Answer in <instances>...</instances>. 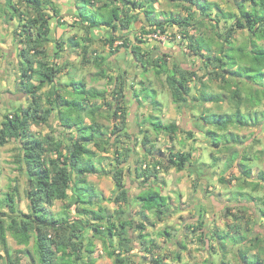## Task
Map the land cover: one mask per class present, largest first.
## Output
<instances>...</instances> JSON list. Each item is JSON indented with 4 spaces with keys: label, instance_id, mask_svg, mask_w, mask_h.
Wrapping results in <instances>:
<instances>
[{
    "label": "rangeland",
    "instance_id": "1",
    "mask_svg": "<svg viewBox=\"0 0 264 264\" xmlns=\"http://www.w3.org/2000/svg\"><path fill=\"white\" fill-rule=\"evenodd\" d=\"M43 1L44 8L51 14L49 19V59L59 62L60 66L62 64L63 70L69 68L71 70L69 75L75 76V78H68L69 76L65 75L57 79L58 83L65 79L64 83H70V87H60L56 83L57 81L53 84L47 83L41 90L43 100L51 95V92L56 88L64 89L61 94L67 96L69 101H66L68 104L66 103L63 114L66 113L64 117L68 119L72 117V114L74 115L73 111L67 109L70 107V102L74 100L79 104L83 95L79 91L81 87L71 82L80 81V83L86 84L87 88L90 86L98 92H107L109 95L100 94L93 99L90 107H93V103H97L99 109L94 118L87 113L84 122L91 124L95 120L101 125L99 131L96 132V137L115 143L109 147L108 153L97 151V156L93 158L99 171L89 174L87 179L98 193L94 198V203L72 205L76 194L72 184L68 191L69 197L64 200L58 199L54 205L49 207L54 217H63L62 215L65 214V216L68 215L85 224L87 217L81 211L83 206L94 210L102 208L105 210L104 214L115 213L114 221L120 226L121 222L126 220V214L119 217L117 211L124 210L126 213L128 211L126 203L118 206L113 202L117 190L113 170L116 168L118 159L125 160V157L117 154V151L124 152V148L132 146L131 159L125 161L124 164L127 166L125 167L127 170L132 171L131 163L137 160L142 167L146 166L145 162L148 163V166L153 167L157 161L155 155L161 158L163 163L155 169L158 179L152 178L150 181L143 182L142 179L137 178L136 174L124 179L125 186L131 193L130 207H128L130 209L127 214L132 215L135 222L139 221L143 208L138 196L150 188L158 189L166 195L170 201V208L167 209L162 219L157 217L155 209L147 211L152 223L148 224L146 228L145 241L140 237L139 230L137 231L136 228L131 230L129 226H126L125 229L130 230L135 247L130 253H123L122 256L130 258L134 264H153L151 258L157 255H160L166 264H255L257 256L253 255L245 260L243 254H245L246 243L242 242L243 238L234 235L235 233L241 234V236L256 234L261 237V234L264 233V217L259 211V208L264 207V179L260 178V175L264 173V75L260 70V65L256 61L253 62L252 59L254 54L252 46L249 44L252 32L240 28L232 31L236 32L234 33L237 43L243 42L241 49L234 50L230 55L236 61L235 67H233L236 74L231 71L232 68L218 67L219 65L214 60V57L225 54L221 48L225 45L223 39L226 36L222 35L221 37L220 34L227 31L229 21L225 20L226 16L221 15V10L234 13L236 18H239L241 14L236 5H231L228 0H211L217 5L213 10L207 11V15L204 16L200 11L190 8L191 0H179L175 5L172 0H155L154 8L157 10L156 17L158 19H165L169 13L173 12L172 14L178 15L182 20L186 17L192 18V22L204 19L205 24L199 26L198 29L191 28L187 33L183 32L185 29L179 24H168L166 33H161L157 31V26H149L147 17L141 13L139 14L140 21L134 23L130 29L134 35V44L126 43L127 48L121 49L127 52L116 54L103 37L93 40L88 53L85 54L81 51V47L73 46L70 40L74 39L78 43H83V38L87 35L90 36L89 26L82 23L83 21L74 20L71 13H75V11L72 9H66L67 7L62 9L60 7L62 0ZM144 1L147 4L150 2V0ZM54 2L61 8L59 14H63L64 21L54 15ZM98 2L102 3L103 0H98ZM247 5V8H250V4ZM79 6H85V9L91 11L93 8L92 5H88L82 0H80ZM137 6L132 7L134 13L138 12ZM16 7L18 11L14 13ZM139 11L141 10L139 9ZM89 13L91 16L93 14L97 20L107 18L109 15L103 12ZM34 16H36V12L27 3L19 0H0V128L5 114L19 106L30 105L29 94L26 87L21 84L22 58L20 51L26 42L25 35L21 33L22 25L27 24L28 18ZM62 22H68L70 26H63ZM62 28H64V32ZM28 30L33 37L37 36L36 28L28 27ZM108 31L111 32V30ZM201 33L204 35L200 37L198 43L201 46H206L207 42H211L212 44L208 45L211 46L209 51L205 48H202L201 51H193L189 45ZM257 40L264 46V39ZM130 44H133L132 47H138L135 49L137 55L145 54L144 60L146 61L162 56L165 47L171 48L172 56L167 58L169 69H172L173 64L177 61L184 67L195 70L198 77L189 83L191 92L188 100L177 103L173 99L167 82V72L157 74L151 64H147L145 70L141 66L142 62L139 61L140 70L137 74L136 65H133V61L128 59L127 69L130 71L131 66L134 69L127 72L128 79L132 83L134 81L138 83L134 89L133 84L129 83V88L141 99L136 107L139 111L138 121L141 122V127L129 128L135 139L132 140V138L124 136L116 140L117 136L112 135V128L115 124L112 117L113 111L107 104L108 97L113 98L112 85L109 84V81L105 84L104 79L101 81L103 83L92 81L89 84L91 76L88 77V75L93 72L102 73V71L114 73L111 57L114 53V56L119 59H127L129 55L134 57V53L127 50ZM208 56H211L213 61L207 67L205 63ZM101 58H106L107 61L102 63ZM215 70L218 71L217 75ZM132 73L136 74L134 78L130 77ZM238 77H240V83H238ZM237 85L241 89L240 97L243 98L240 105L243 122L239 121L240 117H233V120L228 122L230 123L228 129L224 131L219 129L222 128L220 124L219 126L216 124L227 122L229 117L220 118L217 121L215 115L236 112L237 101L232 98V91L236 89ZM143 88L145 89L143 90ZM204 90L214 96H221L222 101L219 99L205 101L201 96ZM54 93L56 94V91ZM259 95L261 101L256 104ZM127 105L129 109L131 105L129 103ZM74 111L78 116V112H76L78 110ZM152 115L157 116L158 120L164 123L178 121L183 128L174 133L173 138L168 132L158 133L154 128L149 127L148 122H145ZM131 120L130 115L129 124ZM208 121L212 123L210 124ZM215 121L217 122L215 123ZM144 130H148L153 145L147 144L146 147L142 145L145 138ZM191 130L192 134L189 133ZM138 132L142 134L138 135ZM31 133L40 139H44L47 134L52 133L55 139L62 143V149L67 155L70 154L69 141L78 134L71 128L63 129L58 115L57 117L54 115L50 123L33 124ZM89 146L95 148L93 143H90ZM116 148L117 151H115ZM147 148H150L149 153ZM18 151L16 141L0 145V199H3L5 194L12 191L15 186H18L19 189L14 194L15 206L17 205L16 207L20 211L29 213V199L25 193L27 177L16 160ZM171 151L191 154L190 161L184 170H177L173 166L166 168L165 160ZM52 155L56 156L55 153ZM245 165H252L249 176L244 174L247 167ZM222 177H225V181H221ZM257 183V189H254ZM83 198L88 199L87 195ZM196 207L198 211L195 210ZM1 213H3L2 217L6 219V224H10L11 218H8L10 210L2 205ZM199 214H203V216L200 217ZM90 216L92 217V214ZM199 220H204L203 227H200L196 232L193 228H189V226L198 224ZM94 222L92 221V224ZM228 224H238L239 231L235 232ZM102 225L107 227L108 223ZM248 227H251V230H248ZM216 229L218 233L215 232ZM165 230L168 231V234L164 233ZM203 230L207 234L208 241L203 240L206 237L202 236ZM247 230L248 233H246ZM227 233L228 239L222 243V239L218 236ZM105 235L111 238L110 235ZM93 240L94 251L89 257L83 259V264H115L114 258L108 255V251L116 246L118 237L113 239V246H106L99 236H95ZM7 242L6 249L0 244V264H9L14 258L19 259L17 264H39L34 236L28 245H22L8 231ZM147 244L151 248L149 251L144 247ZM182 244H185V249L182 248ZM177 251H182L181 261L175 257ZM252 252L257 251L254 250L250 253ZM261 257L262 264H264V256Z\"/></svg>",
    "mask_w": 264,
    "mask_h": 264
},
{
    "label": "trees",
    "instance_id": "2",
    "mask_svg": "<svg viewBox=\"0 0 264 264\" xmlns=\"http://www.w3.org/2000/svg\"><path fill=\"white\" fill-rule=\"evenodd\" d=\"M20 2L27 3L31 5L36 16L30 17L27 20V24L22 25L21 33L25 35L26 42L23 48L20 51L21 55V84L26 87V91L29 94L30 105L27 107L19 106L15 110L8 112L4 115V118L1 123L0 128V145L3 146L11 141H16L18 143V153H17V162L20 165V169L24 172L26 178V189L25 193L29 199V213H24L20 211L15 206V192L18 191V186H15L12 191L5 194L3 199H0V244L3 248L8 247L7 242V232H11L13 237L17 240L19 244L28 245L31 238L34 236L36 251L38 253V262L39 264H83V259L89 257L90 254L94 251V240L95 236H99L103 239V242L107 246H113V239L118 237L116 246L108 251V255L111 258H114L115 264H134V262L125 256H122L123 253H130L135 245L133 244V237L130 234V230H126V226H129L132 230L136 228L139 230L140 237L146 240L147 234L145 233L148 224H151L150 216L147 211L153 209L156 210V215L159 219H162V216L166 214L168 208H170V201L168 197L164 195L158 189H147L138 196L140 199L141 206L143 211L141 213V218L139 221L135 222V219L132 215H128L124 210H118L117 214L119 217H123L126 214V220L121 222L120 226L114 221V214L108 213L104 214L102 208L94 210L93 208H87L83 206L81 211L86 215L87 220L84 223L70 218L68 215L63 217L56 218L50 211L49 207L54 205V202L58 199L64 200L69 197V189L73 184L76 194L74 195V203L77 204H93L94 198L97 196V191L92 184L88 182L89 174L97 173L99 170L94 163V157L97 156V151L103 153L109 152V147L113 146L111 140H104L103 138L96 137V132L99 131L101 125L95 120L91 124H86L84 122V117L88 113L92 118L98 111V104L93 103V107L89 109L86 108L87 104L93 101L94 98H97L100 94L109 95L107 92H98L94 88H87L86 84L80 83V81L71 82L81 87L79 90L83 95L79 104L74 100L70 102V107L67 108L70 111L75 112L78 110V116L73 115L70 118H65L63 114L66 108V101H69L67 96H63L62 88H56V94L54 91L51 92L45 100H43L41 90L47 83H54L57 74L61 71V66L59 62L55 60H50V50H49V19L51 14L47 9L44 8L43 0H19ZM88 5H92V11L85 9V6H79L80 0H76L77 3V20L78 22L83 21L82 23L89 26V29L92 27H107L111 30V36L105 37L106 41L113 47L116 37H119L116 34L118 31L129 30L134 23L140 21L139 14L143 13L146 19L149 22V26H157V31L161 33H166L168 24H179L185 30L183 32L187 33L191 28L198 29L199 26L205 24L204 19H198L196 22H192V18L186 17L185 19H180L178 15L169 13L167 18L158 19L156 17L157 10L154 8L155 0H150V2H145L144 0H103L102 3H99L98 0H82ZM173 4H177L179 0H172ZM231 5H236V8L239 9L241 14L239 18H236L234 13L221 10V15L226 16L225 20L229 21V24L226 28V32L222 35H225V45L222 46V50L225 51L224 56L214 57L215 62L222 69H231L235 73L234 68L236 61L232 59L234 50L241 49L242 43H237L236 39V29H244L252 32V36L249 39V44L252 46L253 52V62L256 61L260 65V70L264 75V46L260 44L257 39H264V0H228ZM96 2V3H95ZM190 8L192 10L200 11L201 15H207V11L213 10L217 5L216 2L208 0H191ZM247 4H250V8H247ZM138 5V6H137ZM137 6L138 12L134 13L133 8ZM196 8H195V7ZM189 8V9H190ZM139 9L141 11H139ZM54 15L57 16L60 20L61 8L57 6L54 2L53 6ZM18 11V8H15L14 13ZM108 13L107 18L97 20L90 15V13ZM12 15H14L12 13ZM90 15V17H88ZM90 20V21H88ZM156 22V23H154ZM64 24V22H62ZM148 25V24H147ZM28 27L36 28L37 36L33 37L32 33L28 30ZM235 30L234 32H232ZM202 31V30H201ZM21 34V35H22ZM118 35V36H117ZM204 34L201 33L195 40H192L189 44L192 47L193 51H201L202 48H205L209 51L211 46H208L210 43H206V46H201L198 43V40ZM120 38V37H119ZM122 38V37H121ZM232 38V40H231ZM83 43H78L74 39H71V44L73 46L81 47V51L85 54L88 53L90 43L92 42L90 36L83 38ZM139 40V38H137ZM212 40V39H211ZM142 42V40H139ZM80 42V41H79ZM126 43L129 45V40L123 41L121 44H118L115 47V51H119L120 48L126 46ZM82 44V45H81ZM138 47H132V52L134 53V58L137 61L142 62L141 66L146 70L147 64H151L155 69L157 74L162 72H167V82L172 91V96L175 102H185L188 100V97L191 92L190 81L196 79L197 72L195 70L186 68L183 64L178 63L177 61L173 64L172 69H169L167 58L171 55L167 51L162 52V56L158 58H150L149 60H144V53L137 55ZM114 51V52H115ZM102 63L105 62L106 58H101ZM207 62L205 66L208 67L209 63H212L213 59L211 56L206 57ZM101 63V62H97ZM217 67V68H218ZM227 67V68H226ZM216 71V75L218 71ZM236 74V73H235ZM114 81V88L112 96L116 99L115 104L112 102H107L112 108V117L115 120V124L112 128V135L117 136V139H120L124 136L131 138V134L126 130L128 124V111L127 104L125 100V81L124 78L118 75L116 78H112ZM240 83V77H238ZM264 80V79H263ZM71 84H67V87H70ZM145 88H143L144 90ZM70 91V90H66ZM72 93V92H71ZM232 98L237 101V110L235 113H220L215 115L216 120L220 118L229 117L228 121L225 123L216 124L221 125L222 129L226 131L228 126L233 120V117H240L239 121L241 123L242 115L240 105L242 104V97H240L241 89L236 87L232 91ZM72 96V95H71ZM205 101H215L221 100V96H214L209 94L204 90L201 94ZM245 99V98H244ZM249 99V98H248ZM259 99L256 101L260 102ZM75 102V103H74ZM68 104V103H67ZM89 104V105H90ZM58 115V120H60V125L63 129L71 128L74 131L76 130L77 136L69 141V151L70 154L67 155L62 149V143L58 142L55 139V136L47 134L44 139L35 137L31 133V126L33 124H42L50 123L53 119V116ZM76 116V118H75ZM75 119H74V118ZM74 120V121H72ZM207 120V119H206ZM217 120V121H218ZM117 121V122H116ZM215 121V123L217 122ZM145 122H148L158 133L159 132H168L171 134V137H174V133L179 130H182V126L176 121H171L169 123H164L158 120L157 116H149ZM208 123H212L209 122ZM73 126H76L75 128ZM145 138L143 140V146L146 147L147 144L153 145L148 130H144ZM192 134V130L189 131ZM236 136H238L236 134ZM239 137V136H238ZM90 143H93L95 148L89 146ZM215 144H219L214 142ZM117 151V148L116 150ZM150 148H147L149 153ZM55 153L56 156L52 154ZM233 153V151H232ZM117 154L125 157V160L117 161L116 168L113 170V178L115 180L117 190L113 202L116 205H121L126 203L130 205V195L129 189L125 186V161L131 159L132 156V146H127L124 148V152L117 151ZM157 161L154 163L153 167L148 166V163L145 162L146 166L142 167L140 162L133 161V169L137 178L142 181H150L152 178L158 179V176L155 173V169L163 163L162 159L158 156ZM191 154L189 152L182 151H171L169 157L165 160L167 162V167H176L177 170H184L187 163L190 161ZM124 161V162H123ZM139 163V165H138ZM141 165V166H140ZM244 165V164H242ZM247 166L244 170V174L249 176L251 173L252 165ZM260 178L264 179V173L260 175ZM221 181H225V177L221 178ZM258 183L255 184L254 189H257ZM87 195L88 199H84ZM17 203V202H16ZM2 205L10 210V224H6V219H4L3 213H1ZM80 211V210H79ZM229 211V208H228ZM259 211L264 217V207L259 208ZM92 214V217L90 216ZM200 217L203 214H199ZM5 216V214H4ZM7 216V215H6ZM92 221H95L92 224ZM108 223V226L105 227L102 224ZM204 220H199L198 224L189 226L193 228L196 232L200 227H203ZM228 226L234 229L235 232H238L240 229L238 224H233ZM248 230H251V227H248ZM248 230L246 233H248ZM106 231V233H105ZM218 233L217 229L215 230ZM91 233V234H90ZM108 234L111 236L105 235ZM165 234H168V231L165 230ZM202 236H206L203 240L208 241L207 234L203 230ZM218 235V234H217ZM235 237L243 238L242 242L246 243L245 254H243L244 259L247 260L250 256H257L255 264H262V257L264 256V234L256 235L250 237L249 235L241 236V234H234ZM222 239V243L228 239V233L219 235ZM234 237V238H235ZM249 244V246H247ZM146 250L151 248L147 245L144 246ZM182 248L185 249V244H182ZM256 250L257 252H252ZM177 260L181 261L182 251H177L175 253ZM1 259V255H0ZM151 262L153 264H166L161 258L160 255L152 256ZM19 259L14 258L9 264H17ZM249 263V262H248Z\"/></svg>",
    "mask_w": 264,
    "mask_h": 264
},
{
    "label": "crops",
    "instance_id": "3",
    "mask_svg": "<svg viewBox=\"0 0 264 264\" xmlns=\"http://www.w3.org/2000/svg\"><path fill=\"white\" fill-rule=\"evenodd\" d=\"M60 7L62 8V9H64V8H66V9H69L70 8V10L72 9V11H75V13H71V15L74 17V20H77V3H76V0H62V2H61V4H60ZM64 7V8H63ZM143 14V13H142ZM60 17H61V20L62 21H64V17H63V14H61L60 15ZM72 25V24H71ZM63 26H70L69 25V23L68 22H65L64 24H63ZM133 26V25H132ZM131 26V27H132ZM131 29V28H130ZM130 29L129 30H124V31H118L116 34H118L119 35V37H116V41H114V46L112 47V51H115V47L118 45V44H121L123 41H125V40H129V42L130 43H133L134 44V35L131 33V31H130ZM108 30H110L109 28H107V27H92L91 29H90V37H91V40H92V42H93V40H99V38L101 39V38H103V37H110L111 36V33L112 32H110V31H108ZM62 31L64 32V28H62ZM117 35V36H118ZM122 37V38H121ZM96 38V39H95ZM133 44H130V47H129V49H127L128 51H132V45ZM123 48V47H122ZM122 48H120L119 49V51H115L116 52V54H118V53H123V52H127L126 50H121ZM124 48H127V46H124ZM131 48V49H130ZM171 48H164V51H167L171 56H172V53H171V50H170ZM115 54V53H114ZM114 54H113V56H114ZM112 56V57H113ZM111 57V63L113 64V66H114V73L112 72V71H110L109 73H106V71H102V73H100V72H93V73H90L89 75H88V77L89 76H91V78H89V81H88V83L89 84H91V82L92 81H97V82H101L102 81V79H104V83L106 84L107 83V81H109V84H111L112 85V90L111 91H113V88H114V81H113V79L112 78H116L118 75L121 77V79H123L124 78V81H125V100H126V104L127 103H129L130 105H131V107L128 109L127 108V111H128V116H130L131 115V122H130V124H131V127H129V122H128V124H127V131L131 134V138H132V140L133 139H135V136H134V134H132L130 131H131V129H129V128H134V127H136V128H139V126L141 127V122L140 121H138V118H139V111L137 110V106H138V104L140 103V101H141V99L137 96V94L135 93V92H133L130 88H129V83H131V84H133V89L134 88H136V86H137V84L138 83H136L135 81L132 83V81H129V79H128V76H127V72H131V71H133L134 69H133V66H131V68H130V71L127 69L128 68V59H131V61H133V65H136V67H137V74L139 73V70H140V65H139V61H137L134 57H133V55H129V56H127V59H119L117 56H114V58H112ZM108 59V58H107ZM105 61H107V60H105ZM131 63V62H130ZM132 64V63H131ZM130 64V65H131ZM128 70V71H127ZM70 72H71V70L68 68V69H65V70H63L62 68H61V71L57 74V78H56V80H55V82L60 86V87H65V86H67V84H69V83H64V81H66L65 79L63 80V81H60V83H58V80L57 79H59L60 78V76L61 77H63V76H69L68 78H75V76H73V75H69L70 74ZM61 74V75H60ZM136 76V74L135 73H132V74H130V77L131 78H134ZM78 78V77H77ZM54 82V83H55ZM97 82H95V83H97ZM95 83H93V84H95ZM101 83H103V82H101ZM53 84V83H52ZM89 87L90 86H88V89H89ZM91 88V87H90ZM130 89V90H129ZM107 101H112L114 104H115V101H116V99L113 97V98H109L108 97V99H107ZM139 102V103H138ZM90 103H88V106H86V108L87 109H89L90 108V105H89ZM136 105V106H135ZM128 106V105H127ZM103 109H106V108H103ZM74 115H75V112H74ZM133 117V118H132ZM177 123L178 124H180L178 121H177ZM149 127H152V126H149ZM153 128V127H152ZM149 133V132H148ZM142 133H140V132H138V135H141ZM144 134V136H145V133H143ZM133 163V162H132ZM132 163H131V165H132ZM201 165V164H200ZM125 167H127V166H125ZM132 167H133V165H132ZM133 174H135V172H134V169L132 170V171H130V170H127L126 168H125V179L126 178H128L130 175L132 176ZM129 195H130V198H131V193H129ZM128 207H130V205H127V211L129 212V209L130 208H128ZM127 212V213H128ZM129 214V213H128Z\"/></svg>",
    "mask_w": 264,
    "mask_h": 264
},
{
    "label": "flooded vegetation",
    "instance_id": "4",
    "mask_svg": "<svg viewBox=\"0 0 264 264\" xmlns=\"http://www.w3.org/2000/svg\"><path fill=\"white\" fill-rule=\"evenodd\" d=\"M195 210L198 211V208L196 207ZM263 234H264V233H263ZM253 236H256V234H255V235H251L250 237H253Z\"/></svg>",
    "mask_w": 264,
    "mask_h": 264
},
{
    "label": "built area",
    "instance_id": "5",
    "mask_svg": "<svg viewBox=\"0 0 264 264\" xmlns=\"http://www.w3.org/2000/svg\"><path fill=\"white\" fill-rule=\"evenodd\" d=\"M162 37V36H161ZM163 38V37H162ZM164 40H166L165 38H164Z\"/></svg>",
    "mask_w": 264,
    "mask_h": 264
}]
</instances>
